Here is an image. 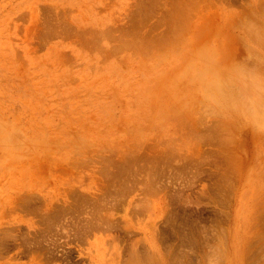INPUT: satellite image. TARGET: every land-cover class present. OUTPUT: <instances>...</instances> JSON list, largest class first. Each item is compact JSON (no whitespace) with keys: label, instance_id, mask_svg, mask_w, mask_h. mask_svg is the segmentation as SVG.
<instances>
[{"label":"rangeland","instance_id":"1","mask_svg":"<svg viewBox=\"0 0 264 264\" xmlns=\"http://www.w3.org/2000/svg\"><path fill=\"white\" fill-rule=\"evenodd\" d=\"M201 51L264 64V0H0V264H264V134Z\"/></svg>","mask_w":264,"mask_h":264},{"label":"clouds","instance_id":"2","mask_svg":"<svg viewBox=\"0 0 264 264\" xmlns=\"http://www.w3.org/2000/svg\"><path fill=\"white\" fill-rule=\"evenodd\" d=\"M252 57L235 63L228 73L215 69L211 52L201 51L191 62V79L201 103L232 118H239L254 133L264 134V64ZM210 264H217L215 254Z\"/></svg>","mask_w":264,"mask_h":264},{"label":"bare ground","instance_id":"3","mask_svg":"<svg viewBox=\"0 0 264 264\" xmlns=\"http://www.w3.org/2000/svg\"><path fill=\"white\" fill-rule=\"evenodd\" d=\"M51 9H52V8H51ZM186 10H187V9H186ZM141 12H142V11H141ZM252 29L254 30V28H252ZM255 31H256V30H255ZM255 31H254V34L256 33ZM53 34H54V33H53ZM171 34H172V33H171ZM259 36H260V35H259ZM258 38H259V37H258ZM177 40H178V39H177ZM173 41H174V40H173ZM175 43H176V42H175ZM161 47H162V46H161ZM168 49H169V48H168ZM205 49H206V48H205ZM144 53H145V52H144ZM212 53H213V52H212ZM167 54H168V53H167ZM213 55H214V53H213ZM158 56H159V55H158ZM161 56H162V55H161ZM162 57H163V56H162ZM161 59H162V58H161ZM219 63H220V62H219ZM156 65H158V64L156 63ZM184 65H185V64H184ZM186 65H187V64H186ZM186 65H185V66H186ZM182 67H183V66H182ZM185 68H187V67H185ZM187 70H188V69H187ZM187 70H186V71H187ZM189 70H190V69H189ZM161 71H162V70H161ZM182 77H183V76H182ZM155 86H156V85H155ZM172 86H173V85H172ZM172 96H173V95H172ZM182 96H183V95H182ZM182 96H181V97H182ZM184 98H185V97H184ZM187 103H188V102H187ZM206 108L208 109V107H206ZM206 108H205V109H206ZM174 111H175V110H174ZM171 113H172V112H171ZM175 114H176V113H175ZM206 114H207V113H206ZM159 115H160V114H159ZM172 115H173V114H172ZM199 116H200V115H199ZM200 117H201V116H200ZM165 121H166V120H165ZM167 121H168V120H167ZM163 122H164V121H163ZM206 123H207V122H206ZM263 137H264V136H263ZM160 138H162V137H160ZM160 142H161V141H160ZM163 142H164V141H163ZM171 142H172V141H171ZM140 145H141V144H140ZM4 147H5V146H4ZM166 147H167V146H166ZM169 147H171V146H169ZM171 148H172V147H171ZM158 149H159V148H158ZM19 150H20V149H19ZM175 151H176V150H175ZM76 154H77V153H76ZM235 155H236V156H235ZM235 155H234V159L237 158V156L240 157V155H238V152H237V153L235 152ZM157 156H158V155H157ZM81 160H82V159H81ZM235 160H237V159H235ZM88 163H89V162H88ZM236 164L239 165L238 163H236ZM108 167H111V166H108ZM127 168H128V167H127ZM124 169H125V168H124ZM235 169H236V168H235ZM106 170H107V169H106ZM236 170H237V169H236ZM238 170H239V169H238ZM109 171H110V170H109ZM123 171H124V170H123ZM261 171H262V170H261ZM261 174H262V172H261ZM123 180H124V179H123ZM123 182H124V181H123ZM154 190H155V189H154ZM153 194H154V193H153ZM92 198H93V197H92ZM143 198H144V197H143ZM147 199H148V197H147ZM116 200H117V199H116ZM105 203H106V202H105ZM143 203H144V202H143ZM147 203H148V202H147ZM144 206H145V205H144ZM137 212H138V211H137ZM140 212H141V211H140ZM103 216H105V215H103ZM262 217H263V216H262ZM111 218H112V217H111ZM124 221H125V220H124ZM125 222H126V221H125ZM106 225H108V224H106ZM106 225H105V226H106ZM88 226H89V225H88ZM88 226H86V227L88 228ZM99 226H100V225H99ZM99 226H97V228H98ZM105 226H104V227H105ZM84 227H85V226H84ZM89 227H90V226H89ZM256 227H257V226H256ZM55 229H56V228H55ZM85 229H86V228H85ZM88 229H89V228H88ZM86 230H87V229H86ZM89 230H90V229H89ZM70 233H71V232H70ZM259 233H260V232H259ZM7 234H8V233H7ZM263 234H264V233H263ZM13 235H14V234H13ZM128 236H129V235H128ZM5 237H6V235H5ZM9 237H10V236H9ZM9 239H10V238H9ZM49 240H50V239H49ZM67 240H68V239H67ZM112 241H113V240H112ZM130 241H131V240H130ZM143 242H144V241H143ZM111 243H112V242H111ZM113 244H114V243H113ZM118 246H119V245H118ZM153 249H154V248H153ZM131 253H132V252H131ZM211 253H212V252H211ZM129 254H130V253H129ZM133 254H134V253H133ZM135 254H136V253H135ZM135 254H134V255H135ZM116 255H117V254H116ZM136 255H137V254H136ZM149 256H150V255H149ZM212 256H213V255H212ZM134 257H135V256H134ZM143 257H144V256H143ZM207 257H208V256H207ZM132 258H133V256H132ZM132 258H131V259H132ZM133 259H134V258H133ZM133 259H132V260H133ZM137 259H138V258H137ZM147 259H149V258H147ZM110 260H111V259H110ZM122 260H123V259H122ZM138 260H140V259H138ZM138 260H136V261H138ZM145 260H146V259H145ZM107 261H108V260H107ZM111 261H112V260H111ZM150 261H151V263H152V261H153V260H152V257H151ZM138 262H139V261H138ZM140 262H141V261H140ZM140 262H139V263H140ZM207 262H209V261H207ZM132 263H133V262H132ZM135 263H136V262H135ZM135 263H134V264H135ZM141 263H142V262H141ZM141 263H140V264H141ZM146 263L148 264V262H146ZM56 264H57V263H56ZM137 264H138V263H137ZM143 264H144V263H143ZM209 264H210V262H209Z\"/></svg>","mask_w":264,"mask_h":264}]
</instances>
